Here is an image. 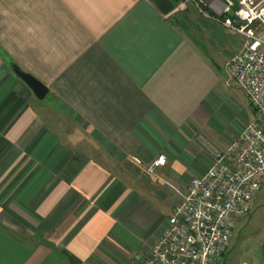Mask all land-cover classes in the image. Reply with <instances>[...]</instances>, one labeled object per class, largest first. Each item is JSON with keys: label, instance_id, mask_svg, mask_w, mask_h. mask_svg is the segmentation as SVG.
I'll use <instances>...</instances> for the list:
<instances>
[{"label": "crops", "instance_id": "0c3cea01", "mask_svg": "<svg viewBox=\"0 0 264 264\" xmlns=\"http://www.w3.org/2000/svg\"><path fill=\"white\" fill-rule=\"evenodd\" d=\"M170 1L0 0V264H140L248 123L224 134L213 101L242 37Z\"/></svg>", "mask_w": 264, "mask_h": 264}, {"label": "built area", "instance_id": "2783aa9c", "mask_svg": "<svg viewBox=\"0 0 264 264\" xmlns=\"http://www.w3.org/2000/svg\"><path fill=\"white\" fill-rule=\"evenodd\" d=\"M185 1L242 37L226 69L257 117L224 149H213L210 167L178 191L166 229L140 264H222L236 223L250 214L264 181V0ZM165 161L157 156L147 172Z\"/></svg>", "mask_w": 264, "mask_h": 264}, {"label": "rangeland", "instance_id": "374dc122", "mask_svg": "<svg viewBox=\"0 0 264 264\" xmlns=\"http://www.w3.org/2000/svg\"><path fill=\"white\" fill-rule=\"evenodd\" d=\"M216 56L219 61V55ZM219 65L216 71L218 78L213 101L222 131L228 135L239 130L245 123L253 121L257 115L244 90L225 70L223 62L220 61ZM263 240L264 181L256 194L250 214L240 219L235 225L227 252L226 264H240L246 260L264 264L261 256Z\"/></svg>", "mask_w": 264, "mask_h": 264}, {"label": "water", "instance_id": "95a60500", "mask_svg": "<svg viewBox=\"0 0 264 264\" xmlns=\"http://www.w3.org/2000/svg\"><path fill=\"white\" fill-rule=\"evenodd\" d=\"M152 1L155 3L158 9L164 14L169 13L173 9V4L170 0H152ZM16 73L31 88L34 95L38 99H42L46 95L47 88L39 80L34 78L31 74H28L26 72H21L19 70H16ZM261 256L264 262V240L261 246Z\"/></svg>", "mask_w": 264, "mask_h": 264}]
</instances>
